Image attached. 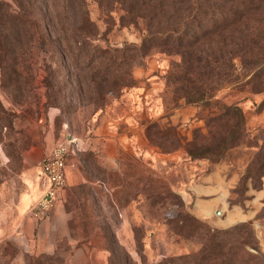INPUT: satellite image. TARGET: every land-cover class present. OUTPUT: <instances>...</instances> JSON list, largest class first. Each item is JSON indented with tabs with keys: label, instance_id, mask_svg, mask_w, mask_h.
I'll use <instances>...</instances> for the list:
<instances>
[{
	"label": "rangeland",
	"instance_id": "obj_1",
	"mask_svg": "<svg viewBox=\"0 0 264 264\" xmlns=\"http://www.w3.org/2000/svg\"><path fill=\"white\" fill-rule=\"evenodd\" d=\"M85 5L100 35L97 44L140 45V19L120 24L118 7L107 17L105 5L94 0ZM54 32L49 28L52 43L45 47L33 42L34 88L18 104L25 101L31 108L45 102L41 65L51 62L53 52L62 65L53 92L63 114L56 107L38 118L20 113L9 89L0 85V105L7 112L6 126L0 124V264H183L177 259L200 251L207 234L230 229L220 244L235 253V263L264 264V75L244 73L242 58L235 55V73H243L237 82L219 89L205 106L185 104L167 83L179 57L152 50L132 69V85L116 97L108 95L105 107L92 113L81 107L75 78H64L67 65ZM214 39L207 38L206 49L215 50ZM232 42L220 44L224 59L238 50ZM110 108L115 116L129 115L131 127H114L127 139L94 135L101 125L100 131H107L99 117ZM151 122L171 127L166 133H176L178 142L171 135L160 149L155 128L147 137ZM65 135L78 139V146L68 156L61 201L49 211L44 234L35 220L28 236L19 234L30 206L21 209V199L31 184H40L38 161ZM187 150L203 157H189ZM214 172L223 181L225 199L204 211L199 206L207 198L192 188Z\"/></svg>",
	"mask_w": 264,
	"mask_h": 264
},
{
	"label": "trees",
	"instance_id": "obj_2",
	"mask_svg": "<svg viewBox=\"0 0 264 264\" xmlns=\"http://www.w3.org/2000/svg\"><path fill=\"white\" fill-rule=\"evenodd\" d=\"M58 1L0 0V85L9 89L10 100L20 106L19 112L31 118L40 117L50 107L63 114L53 92L57 88L56 77L61 75V64L53 60V52L51 62L43 60L41 65L45 72L42 80L45 102L31 108L23 106L25 101L18 104L23 94L34 88L31 73L33 70L36 74L37 67L30 61L33 42L43 47L51 44L53 35L49 28L58 33L57 40L62 45L61 59L67 65L64 78H75L78 95L84 99L83 105L78 106L87 107L92 113L105 107L108 95L116 97L132 85V69L152 50L179 57L167 83L185 104L205 106L219 89L237 82L243 73H235L232 64L235 55L242 58L244 73L254 71L264 75V0H94L101 7L105 5L107 17L112 8L118 7L120 24H134L140 19L143 26L140 45L123 43L120 47L96 43L100 35L89 18L85 0ZM209 36L217 40L215 50L205 48ZM227 38L238 45V50L224 59L220 44ZM76 111L71 112L72 117ZM6 113L0 105L2 126H6ZM153 128L160 149L167 148L171 135V141L178 142L176 133H166L171 127L162 129L157 122L146 128L149 139ZM187 154L192 158L203 157L190 150ZM232 231L207 234L200 251L177 260L183 259V264H237L235 253L220 244V236ZM239 259L243 260L241 256ZM168 262L171 264L172 260Z\"/></svg>",
	"mask_w": 264,
	"mask_h": 264
},
{
	"label": "crops",
	"instance_id": "obj_3",
	"mask_svg": "<svg viewBox=\"0 0 264 264\" xmlns=\"http://www.w3.org/2000/svg\"><path fill=\"white\" fill-rule=\"evenodd\" d=\"M99 121L106 124L104 126L106 127L107 131L101 132L100 128L102 127V125L100 124L101 126L98 129L93 128L94 135L99 136L103 139L112 140L114 142L127 139L126 134H124L122 132H119V133L116 132L114 127L118 123H122L124 125L129 124L128 127H131V125H130L131 123H130V119H129L128 114H125L123 116H119V115L115 116L113 109L110 108L107 111H105V113L103 115H101L99 117ZM50 150H51V148L47 152H45L43 154V156L40 158V160L38 161L37 172H36V176H35V182H36V178L39 180V174H40L39 163L41 162V160L45 156L48 155ZM67 171H68V169H67ZM67 176H68V173H67ZM222 183H223V181L221 180L220 176L214 172V173H211L209 175H206L202 179L200 185L192 188V192L194 195H198L200 197L205 196V198H207L206 200H204L203 208L200 205L199 209H203L204 211H206V207H208V208H210V210H212V208L214 206L221 204L223 202V200L225 199V193L222 189ZM41 192H42V188H41L40 184H37V183L31 184V186L29 188V192L27 194H25L24 197L21 199L20 208L26 209L29 205H30L29 206V208H30L34 204V202L39 198V196L41 195ZM61 197H60V200L58 201V203L61 201ZM48 215L49 214L44 216L42 219L38 220V221L42 222V224H41L42 234L45 233V229H46L45 228L46 227L45 222L47 221L46 219H49L47 217ZM22 226H23V229H20L19 234H21L22 231H24L25 235L28 236L29 235V232H28L29 228L33 226V219L29 216V214H26V217L22 220ZM42 246L44 248L45 247H48L49 249L51 248V246H49V244H46L45 242H43Z\"/></svg>",
	"mask_w": 264,
	"mask_h": 264
},
{
	"label": "built area",
	"instance_id": "obj_4",
	"mask_svg": "<svg viewBox=\"0 0 264 264\" xmlns=\"http://www.w3.org/2000/svg\"><path fill=\"white\" fill-rule=\"evenodd\" d=\"M78 139L65 135L57 140L50 152L39 163L41 195L29 208V216L38 221L53 209L67 185L68 156Z\"/></svg>",
	"mask_w": 264,
	"mask_h": 264
}]
</instances>
